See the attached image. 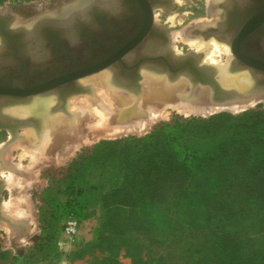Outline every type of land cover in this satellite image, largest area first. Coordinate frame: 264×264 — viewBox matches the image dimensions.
Masks as SVG:
<instances>
[{
  "label": "trees",
  "instance_id": "16d2710c",
  "mask_svg": "<svg viewBox=\"0 0 264 264\" xmlns=\"http://www.w3.org/2000/svg\"><path fill=\"white\" fill-rule=\"evenodd\" d=\"M91 157L111 167L104 216L133 264L139 220L153 264H264V108L176 117ZM76 190L62 203L79 217Z\"/></svg>",
  "mask_w": 264,
  "mask_h": 264
},
{
  "label": "rangeland",
  "instance_id": "374dc122",
  "mask_svg": "<svg viewBox=\"0 0 264 264\" xmlns=\"http://www.w3.org/2000/svg\"><path fill=\"white\" fill-rule=\"evenodd\" d=\"M75 1L78 0H0V14L11 13L12 15L9 14L8 17L12 22L33 21V17L41 13L59 14L72 6L71 4ZM207 2L208 0H183L169 14L170 24H172L170 29L178 30L185 26L183 36L177 37L173 41L172 50L177 54L184 55L195 52L198 54V62L212 64L215 67V64L212 63L214 61L210 60L208 56L206 57L205 50L197 49V46L191 43L192 38L197 37L202 38L204 41L213 39L216 43L225 45V48L222 49L221 60L227 61L229 59L230 67L233 54L227 42L212 34L206 37L203 32L189 31L190 26L188 24L194 19L206 17L212 20H205V22H211L218 16V13H205L204 9H208ZM215 5L218 9L217 12H220V0ZM61 9L63 10L59 11ZM196 22L194 20L192 25L199 24ZM142 69L143 75L146 71H154L148 68ZM235 71L238 70L233 72ZM154 72L156 73L155 77L159 79L162 75L167 77L164 73ZM98 75L87 76L90 79L87 80L88 82L85 79L83 80L85 84L90 86L91 92H83L67 99L65 109L69 114L59 108L57 110L52 109L53 113L61 115L68 122L75 121L73 124L70 123L75 129L72 131L71 128V135L67 133L64 140L55 143L50 153L35 151V155H33L27 144L22 142L24 134L30 129L42 131L44 127L41 129L40 124H29L17 128L16 140L6 148H3V144L10 137V132L6 128L0 127V178L3 180L0 183V194L3 198L5 212L15 222H18L9 225L7 222L0 220V264H36L39 258L58 257L67 264H133L124 236H120L113 225L106 223L107 220L104 216V202L106 199L102 200V192H105V189L110 185L108 174L111 167L104 163H96L91 157L94 148L105 141L144 136L162 122L171 121L176 117H208L216 113L238 115L258 107L264 108V96L259 97V100L257 98L256 101L252 100V103H241L242 106L226 103L225 106H211V109L210 107L207 109L200 107L202 110L195 112L188 110L189 107H181L180 105V108L184 109L182 111L177 106L178 104L176 107L174 101H170L159 107L153 106L152 110L148 111L149 114L148 112L145 113L147 117L156 116L155 118H145L146 116L143 115L141 116L143 120H140V117L133 116L132 119L135 118L133 119L134 122H130V117L125 115L124 118H127L123 120L126 122V119H128V121L123 122L127 124L123 126L122 122V124L116 123L119 120L116 115L105 112L100 104H108L113 99L114 102L117 101V95L120 93L128 96L129 99L137 98V94H134L135 92L131 89L115 83L113 78H111V81L114 86H111L108 82L107 84L97 85L93 80ZM182 78L185 77H181L175 82L182 81ZM186 80L189 83L190 90L191 83L187 78ZM138 81L141 82L143 90L139 97L140 95H147L145 88L148 82L146 78L143 76ZM167 81H170L168 77ZM156 86L159 87L158 84ZM190 92H192V89ZM50 95L55 96V94ZM109 95H113L112 97L115 98H110ZM85 103L87 104L85 105ZM202 103L206 104L204 100H201ZM171 104L173 105L171 106ZM79 106H86V113L82 118L76 115ZM110 106L115 107L114 103H110ZM195 107L199 108L197 105ZM136 119L139 120L138 123ZM134 123L139 126V129H134V127H137ZM115 128L119 130H115ZM120 130L121 132H119ZM32 156L35 158L32 159ZM3 164L7 167L4 168ZM81 168L83 171L78 172L77 170ZM69 184H74L78 190L74 205L79 217L82 219L80 234L75 242H70L62 233L63 222L69 216V207L62 203L67 198L64 192L68 191ZM6 204L9 206L11 214L6 211ZM20 224L22 225L20 226ZM135 227L139 230L137 232L139 242L133 255L143 264H153L151 261L153 258L151 247L148 246V242L145 240L146 236H144L146 235L143 231L144 224L139 220L136 222ZM148 233H153L152 228ZM126 236L132 240L134 238L131 233ZM38 249L42 250L41 255H36L35 250ZM52 252H57L58 255L50 254Z\"/></svg>",
  "mask_w": 264,
  "mask_h": 264
},
{
  "label": "flooded vegetation",
  "instance_id": "af4514ba",
  "mask_svg": "<svg viewBox=\"0 0 264 264\" xmlns=\"http://www.w3.org/2000/svg\"><path fill=\"white\" fill-rule=\"evenodd\" d=\"M182 1L90 0L88 8L67 17L63 23L42 22L38 24L40 29L34 30L32 34L14 30L30 24L12 22L8 17L11 13L5 14L0 21V34L4 37L0 42V85H9L11 90L36 88L49 80L63 77L74 69L109 60L118 50L128 45L135 46V52L119 60L123 64L134 65L136 76H143L140 63L144 60L161 59L167 63L170 61L168 52L170 49L173 51V41L183 36L185 26L178 30L170 29L172 24L169 14ZM263 3L264 0H220L218 16L211 22H204L212 20L206 17L194 19L199 24L193 26V20L188 24L189 31L203 32L206 37L212 34L229 42L233 40L249 15ZM204 11L208 13L207 9ZM202 23H206L204 27ZM138 36L137 41L132 43L133 38ZM247 36L249 37L243 40L247 49L258 53L264 52V21ZM67 67H71L72 70H64ZM121 68L124 69L123 65ZM106 70L115 80L117 70L113 73L109 68L95 72L89 77ZM87 76L77 79L76 82L85 84L83 80L88 78ZM118 77L123 79L120 74ZM127 82L132 85L128 80ZM71 89L70 84L66 86L57 84L46 90ZM55 97L56 105L60 104L56 94ZM32 98L11 104H1L0 99V124L13 125L7 118L4 120L5 117L1 114H7L6 108L24 104Z\"/></svg>",
  "mask_w": 264,
  "mask_h": 264
},
{
  "label": "water",
  "instance_id": "95a60500",
  "mask_svg": "<svg viewBox=\"0 0 264 264\" xmlns=\"http://www.w3.org/2000/svg\"><path fill=\"white\" fill-rule=\"evenodd\" d=\"M90 6V0H80L78 3L66 8L58 15H49L41 13L33 18L30 26H22L15 28L14 30H19L25 34H32L34 30L37 31L40 29L39 25L42 22L52 21V22H62L67 17L77 13L83 9H86ZM5 14H0V21L3 20ZM149 17L151 15L149 14ZM264 21V3L259 9L254 13L249 15V18L245 21L240 29H238L233 40L227 42L230 46V50L233 54L230 62L231 70H247L252 79V86L247 92H239L234 88H225L221 85L217 78L216 68L212 64H206L204 62H198V54L191 52L190 54H177L173 51L168 52L170 61L167 63L161 59L155 60H144L142 63V68L154 69L160 73H165L170 81H177L181 77L187 78L191 83V88L194 92L201 89L200 100H204L206 105L210 108L211 106H225L226 103H247L256 98L264 96V52L260 51H250L247 49L243 43V40H246L249 36V33L253 32ZM4 38L0 34V42ZM138 37L133 38V42L137 41ZM136 47L133 45H128L122 47L118 50L109 60L95 62L92 66L83 67L81 69L72 70L71 67H67L64 70H72L64 74L62 77H57L52 80L47 81L46 83L32 89L28 90H11L9 85H0V99L1 104H11L15 101H24L30 97L37 94H50L54 93L60 100L59 109L64 110L66 113L69 112L65 109V103L67 99L71 96L81 94L83 92H91L90 86L77 83V79L83 78L84 76H90L95 72L109 68L114 73L115 72V83L125 86L126 88L131 89L134 94L142 93L141 82L138 80L143 78L142 75L136 76L134 65H126L120 62L121 57H125L131 53L135 52ZM8 61V59L6 60ZM166 64H165V63ZM123 65V68H121ZM136 65V64H135ZM134 67V69L132 68ZM130 68H132L130 70ZM124 79H120L118 75ZM131 82L132 85H129ZM57 84L62 85H71V90H46L51 86ZM202 97V98H201ZM217 104V105H215ZM230 105V104H228ZM234 105V104H231ZM71 114V113H70ZM3 117L13 121V125L0 124L1 128H6L10 132V137L3 144V148H6L9 144L13 143L17 138L16 129L20 126H27L30 124L31 120L26 119H17L7 114H1ZM4 168L7 166L3 164ZM3 180L0 178V183ZM1 189V186H0ZM0 220L7 222L9 225L16 224L15 222L4 210L3 198L0 194ZM22 224H20L21 226ZM23 227V226H22Z\"/></svg>",
  "mask_w": 264,
  "mask_h": 264
},
{
  "label": "bare ground",
  "instance_id": "6f19581e",
  "mask_svg": "<svg viewBox=\"0 0 264 264\" xmlns=\"http://www.w3.org/2000/svg\"><path fill=\"white\" fill-rule=\"evenodd\" d=\"M79 1L80 0L72 3L71 5H74V4L78 3ZM218 2H219V0H208L206 6L208 8L207 11L209 14L218 13L217 12L218 9L215 5ZM64 8H66V7H64ZM62 10L63 9H61L59 11H62ZM55 15H58V14H55ZM31 22L32 21L30 20V21H27L26 23L31 24ZM63 22L64 21H62V23ZM196 23H198V21ZM205 24L202 23V27H204ZM189 38H191V37H189ZM191 43H192V45L194 44V46L196 45L197 49L205 50V52L207 54L206 57L208 56L210 58V60L214 61L212 63L215 64V67L217 70L218 81L221 83V85L223 87L234 88L235 90H238L239 92H247L248 90H250V88L252 86V79L250 77L249 72L247 70H244V71L239 70V71L233 72V71H231V69L229 67V62H228L229 59H227V61L221 60L222 49L225 48L224 47L225 45L221 44V45H223V46H221L220 44L216 43L213 39L208 40V41H204L200 37H197L194 39L192 38ZM208 62H210V61H208ZM154 71L153 72L152 71H149V72L146 71L145 75H143L148 82V85L145 88L147 90V95L143 94L144 96L140 95V97L137 96V98L134 97V99H132V98L129 99L128 96H126L124 94L122 95V93H120L117 95V101L114 102V99H113V101L110 102V103H114L115 107H111L110 103H108V104L101 103L100 104L105 112H108L110 114H114V115H116V117H118V119L120 121L119 120H118L119 122L115 121L116 123L122 124L123 122H125L124 120H125V118H127V117L124 118L125 115L130 117L129 118V119H131L130 122H134L133 119H135V118L132 119L133 116L140 117V120H143L141 116L145 115L146 112L151 111L152 110L151 108L153 106L159 107L160 105H163V104L170 102V101H174L173 103H175L174 104L175 106L178 104L177 106H179V108H180V105H181V107L182 106L189 107L188 110L194 111V112L200 111L204 107L206 109L209 107L206 104H203V103L201 104V100H200V96H199L201 93V91H200L201 89H199L196 92H194L193 90H192V92H190L189 83L187 82L186 78H182L183 80L178 81V82L173 81L175 83H171L172 81L166 82V80H167L166 76L162 75L161 79H159V78L155 77L156 73ZM111 76H110V73L108 71H103L95 78V80H93V82L97 83V85L98 84L102 85L104 83L107 84V82H108L111 86H114L112 81H111ZM87 80H90L89 77H88V79H85L86 82H88ZM157 84L159 87L156 86ZM117 93H119V92H117ZM50 94H54V93H50ZM50 94H37V95L32 96L33 98L24 104L11 106V107H8L5 109V113L11 115V117L15 116L13 118L26 119V120H31V121L34 120V122H31L30 124H38V125L40 124L41 129H42V127H44L42 129V131L41 130L37 131L36 129H30L25 134L23 133L24 134V137H23L24 140L22 142H25L27 144L28 149L32 151V152L31 151H29V152H31L33 155H35V151H39V152L40 151L41 152L46 151L47 153H50L52 151V147H53V145H55V143L64 140L65 134L67 135V133H69L71 135V133H72L71 128H72V131H73V129H75V127L70 125V123L73 124V122H75V121L68 122L67 120L63 119L61 115H58V114L56 115L55 113H53L52 109L57 110V108L59 107L60 104L56 105V97L53 95H50ZM111 94H113V93H111ZM112 96H110V98ZM130 96L132 97V95H130ZM112 98H115V97H112ZM110 100H108V101H110ZM58 101H60V100H58ZM235 103H237V102H235ZM235 103H229V104L231 105V104H235ZM86 104L87 103H85V105ZM88 104H89V102H88ZM90 105H91V103H90ZM172 105L173 104H171V106ZM188 105H190V106H188ZM195 105H197L199 108L195 107ZM239 105L242 106L241 104H238V106ZM244 105H246V104H244ZM85 107L79 106V109L76 112V115H78L79 118L80 117L82 118L84 116V114L86 113ZM200 107H202V109H200ZM90 108H92V107L90 106ZM214 108H216V107H214ZM180 109H182V108H180ZM183 110L184 109H182V111ZM185 110H187V109H185ZM149 113L150 112H148V114ZM157 113H158V111H157ZM157 113H156V115H157ZM159 113H160V111H159ZM78 116H76V118H78ZM148 117L152 118L153 116H148ZM148 117L146 116L145 118H148ZM155 117L156 116H154L153 118H155ZM76 118H75V120H76ZM3 119L7 120L6 118H3ZM127 121H128V119H126V122ZM10 122L13 124V121H10ZM136 122L138 123L139 120L137 121V119H136ZM125 123H123L122 125L126 126L127 124H125ZM120 124H119V126L122 127ZM130 124H132V123H130ZM142 125H144V124H142ZM137 128L139 129V126H137L136 128L134 127V129H137ZM116 129L117 128H115V130ZM117 130H119V129H117ZM119 132H121V130ZM33 158H35V157L32 156V159ZM7 204L5 206L6 211L9 214H11V210L9 209V206H7Z\"/></svg>",
  "mask_w": 264,
  "mask_h": 264
},
{
  "label": "built area",
  "instance_id": "2783aa9c",
  "mask_svg": "<svg viewBox=\"0 0 264 264\" xmlns=\"http://www.w3.org/2000/svg\"><path fill=\"white\" fill-rule=\"evenodd\" d=\"M82 219L75 214H70L63 222L62 233L70 241L75 242L80 234ZM36 255H41L42 252L35 250Z\"/></svg>",
  "mask_w": 264,
  "mask_h": 264
},
{
  "label": "crops",
  "instance_id": "0c3cea01",
  "mask_svg": "<svg viewBox=\"0 0 264 264\" xmlns=\"http://www.w3.org/2000/svg\"><path fill=\"white\" fill-rule=\"evenodd\" d=\"M50 254H54V255H58L57 252H52ZM36 264H67L65 262L62 261L61 258H50V259H46V258H39V260L37 261Z\"/></svg>",
  "mask_w": 264,
  "mask_h": 264
}]
</instances>
